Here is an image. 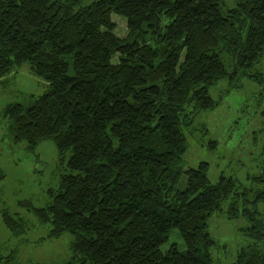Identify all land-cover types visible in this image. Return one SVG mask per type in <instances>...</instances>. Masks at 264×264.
I'll return each instance as SVG.
<instances>
[{"label": "trees", "instance_id": "obj_1", "mask_svg": "<svg viewBox=\"0 0 264 264\" xmlns=\"http://www.w3.org/2000/svg\"><path fill=\"white\" fill-rule=\"evenodd\" d=\"M0 0V82L28 65L48 85L1 115L15 144L54 143L67 174L45 208L49 236L71 234L80 264H216L209 219L224 204L254 243L233 264H264V167L258 191L184 170V129L219 102L209 89L264 59V0ZM116 14L127 36L114 34ZM114 60V62H113ZM257 74L249 78L257 81ZM92 87L91 100L75 90ZM184 185L180 187L181 178ZM5 223L16 231L6 212ZM177 230L185 250L172 245ZM1 264V262H0Z\"/></svg>", "mask_w": 264, "mask_h": 264}, {"label": "rangeland", "instance_id": "obj_2", "mask_svg": "<svg viewBox=\"0 0 264 264\" xmlns=\"http://www.w3.org/2000/svg\"><path fill=\"white\" fill-rule=\"evenodd\" d=\"M95 0H81L89 5ZM239 0H225L224 11L233 9ZM114 34L127 36V22L112 15ZM114 62V60H113ZM257 74V81L250 75ZM0 82V262L1 264H80L72 260L71 234L56 239L49 236L51 227L41 224L32 209L47 207L50 191H56L62 176L67 174V159L60 158L51 141L41 142L34 151L27 144H15L9 124L1 119L3 110L11 104L27 105L30 97H39L48 90L45 81L30 72L28 65L13 70ZM75 90L87 101L92 87L80 84ZM219 105L202 111L189 129H184L187 150L182 158L184 170L196 169L207 163L208 179L216 184L223 177L232 179L239 193L244 189H260L256 180L264 167V59L255 68L219 81L209 89ZM181 178L180 187L184 185ZM257 217L264 221V201L258 205ZM16 222V231L8 229L4 213ZM228 205L209 219L208 232L215 241L212 257L216 264H233L238 253L254 243L251 224L240 216L230 219ZM185 245L177 230L162 246L166 251ZM89 264V263H86Z\"/></svg>", "mask_w": 264, "mask_h": 264}]
</instances>
